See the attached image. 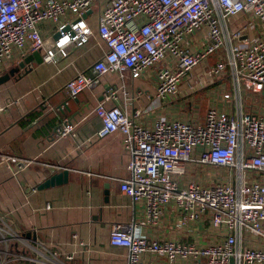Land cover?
I'll return each mask as SVG.
<instances>
[{
	"label": "built area",
	"instance_id": "built-area-1",
	"mask_svg": "<svg viewBox=\"0 0 264 264\" xmlns=\"http://www.w3.org/2000/svg\"><path fill=\"white\" fill-rule=\"evenodd\" d=\"M94 4L97 35L106 48L92 63L94 76L77 71L64 88L75 96L102 74L118 75L119 83L109 85L93 112L101 122L96 135L120 133L129 152L119 188L143 206V222L167 223V229L191 237L149 236L135 220L116 221L109 244L125 249L126 264H264V111L235 101L231 112L212 101L201 121L158 117L146 125L118 104L107 105L120 95L130 103L134 95L124 78L150 70L158 99L176 98L182 88L192 91L200 62L224 48L226 58H218L208 73L220 79L229 69L236 99L241 85L263 90L264 0H0V71L26 52L39 50L43 61L57 63L70 45L83 46L93 34L85 14ZM241 12L257 20L262 37L244 39L241 28L225 26ZM221 95L222 102L230 98ZM5 106L0 103V110ZM75 126L64 117L55 134L71 135ZM4 160L12 174L25 167L14 156ZM51 207L44 204L45 210ZM77 237L71 233L73 243ZM34 243L39 244L34 229L21 232L0 215V264H38L42 260L24 250L38 251ZM56 253H49V264L75 256L73 250Z\"/></svg>",
	"mask_w": 264,
	"mask_h": 264
},
{
	"label": "crops",
	"instance_id": "crops-1",
	"mask_svg": "<svg viewBox=\"0 0 264 264\" xmlns=\"http://www.w3.org/2000/svg\"><path fill=\"white\" fill-rule=\"evenodd\" d=\"M98 11L94 4L85 14L93 34L83 46L70 45L68 55L59 58L57 63L32 60L27 71L20 68L17 74L0 83V103L6 105L0 110V215L8 218L21 232L35 230L39 244L34 243V246L38 251L24 250L41 259L38 264H49L50 252H59L56 254L62 257L61 251L72 250L74 259L65 264H126L125 249L108 242L110 225L116 221L135 220L149 236L174 235L183 240L191 239L184 230L167 229V223L154 227L143 222V206L119 188L120 178L128 173L129 152L120 133L96 135L101 122L93 112L109 85L119 83L118 75L102 74L94 85L75 96L69 95L64 88L65 81L77 71L95 75L92 63L106 48L97 35ZM225 26L241 28L244 39L263 35L259 23L248 12L229 16ZM225 49L206 56L196 68V74L208 73L209 66L218 58H226ZM27 54L14 58L0 74L16 66ZM152 72L137 78L127 75L123 83L134 95L133 100L129 103L120 95L116 101H107V105L118 104L128 115L146 125H151L158 117L181 116L201 121L205 107L212 101L227 105L231 112L235 101L246 108L242 100L248 88L241 85L236 99L229 69L222 78H212L206 84L212 83L211 86L199 87L205 91L211 89L207 91L210 96L204 95L208 99L201 101L198 117L191 113L187 100L195 91L182 88L176 98L164 102L155 96ZM222 79H227L228 83ZM203 81V78L199 79L202 86ZM223 91L230 94L225 102L221 97ZM253 92L264 95V89ZM248 103L252 104L251 100ZM253 111H264V107ZM64 117L74 121L75 131L57 137L56 127ZM5 156L23 160L24 169L12 174ZM60 170L67 171L65 181L38 188L51 173ZM47 201L52 207L45 210ZM72 232L78 234L75 243L71 241ZM24 261L36 262L33 259Z\"/></svg>",
	"mask_w": 264,
	"mask_h": 264
},
{
	"label": "rangeland",
	"instance_id": "rangeland-1",
	"mask_svg": "<svg viewBox=\"0 0 264 264\" xmlns=\"http://www.w3.org/2000/svg\"><path fill=\"white\" fill-rule=\"evenodd\" d=\"M201 78H203V80H204L203 81L204 82V84H203L204 86H202L201 82L199 83V79H201ZM207 78H209V79H207ZM212 78H213V76L210 75L209 73H204L202 75L196 74V84L198 86L196 85L197 87H195V89L192 90V91H195L194 93L191 94L192 96L187 97V98H189L187 100L189 101V104L191 106V113L193 112L194 116L196 115L198 117L201 114L200 113V111L202 109L201 101L203 102V99L204 100L208 99V98H206L207 96L204 97V95H206L208 93L207 91H209L211 89V87L207 91H205V89L212 85V83H209V85H206V84L208 82H210V80H212ZM222 82H224V83L226 82V84H227L228 80L227 79H222ZM222 85L223 84L219 85L218 87L221 88L220 86H222ZM199 87H204L205 89H199ZM197 88H198V90L196 91ZM212 90L215 91L216 89H212ZM245 92H246V94H245V97H243L242 102H243V105H245V107L247 109L253 110V109L264 107V95L263 94H255L253 92V90L250 89V88H248V90H246ZM207 95L210 96V93H208ZM248 100L249 101L251 100L252 104L248 103ZM205 109H206V107H205ZM205 109H204V111H205ZM196 170H198V169H196ZM193 173H195V172H193Z\"/></svg>",
	"mask_w": 264,
	"mask_h": 264
},
{
	"label": "water",
	"instance_id": "water-1",
	"mask_svg": "<svg viewBox=\"0 0 264 264\" xmlns=\"http://www.w3.org/2000/svg\"><path fill=\"white\" fill-rule=\"evenodd\" d=\"M32 60H35L37 62L42 61V55L39 50H35L27 54L16 66L11 67L3 74H0V83L3 81H6L10 77L17 74L21 69L24 71L28 70V66ZM67 179V171L66 170H60L51 173L47 178H45L39 185L38 188H44L51 185H55L58 183H61Z\"/></svg>",
	"mask_w": 264,
	"mask_h": 264
}]
</instances>
